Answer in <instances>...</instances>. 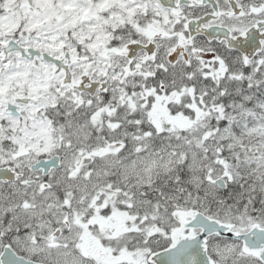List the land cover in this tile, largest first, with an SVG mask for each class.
Masks as SVG:
<instances>
[{
  "label": "snow or ice",
  "instance_id": "6c2138e0",
  "mask_svg": "<svg viewBox=\"0 0 264 264\" xmlns=\"http://www.w3.org/2000/svg\"><path fill=\"white\" fill-rule=\"evenodd\" d=\"M0 264H264V0H0Z\"/></svg>",
  "mask_w": 264,
  "mask_h": 264
}]
</instances>
